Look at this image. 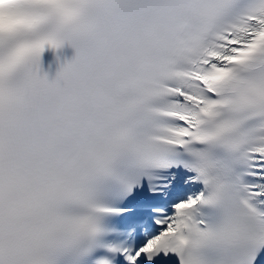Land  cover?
<instances>
[{"label": "snow or ice", "instance_id": "obj_1", "mask_svg": "<svg viewBox=\"0 0 264 264\" xmlns=\"http://www.w3.org/2000/svg\"><path fill=\"white\" fill-rule=\"evenodd\" d=\"M0 264H264V0H0Z\"/></svg>", "mask_w": 264, "mask_h": 264}]
</instances>
